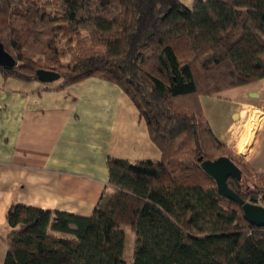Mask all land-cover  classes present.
I'll return each mask as SVG.
<instances>
[{"label": "trees", "instance_id": "trees-1", "mask_svg": "<svg viewBox=\"0 0 264 264\" xmlns=\"http://www.w3.org/2000/svg\"><path fill=\"white\" fill-rule=\"evenodd\" d=\"M0 0V42L17 62L0 73L57 90L90 78L119 86L148 126L160 161L107 163L110 197L92 216L13 205L4 264H264V229L219 195L202 169L227 157L242 171L229 188L256 203L261 185L214 135L202 97L264 80V0ZM69 56V60L63 59Z\"/></svg>", "mask_w": 264, "mask_h": 264}, {"label": "crops", "instance_id": "crops-1", "mask_svg": "<svg viewBox=\"0 0 264 264\" xmlns=\"http://www.w3.org/2000/svg\"><path fill=\"white\" fill-rule=\"evenodd\" d=\"M19 82L0 73V264L13 205L89 217L107 207L110 159L134 165L162 159L116 84L90 78L60 90L61 84L24 90ZM201 106L215 137L264 177V129L257 135L264 80L202 97Z\"/></svg>", "mask_w": 264, "mask_h": 264}, {"label": "water", "instance_id": "water-1", "mask_svg": "<svg viewBox=\"0 0 264 264\" xmlns=\"http://www.w3.org/2000/svg\"><path fill=\"white\" fill-rule=\"evenodd\" d=\"M0 67L12 71L17 67L16 60L6 52L0 42ZM38 81L42 84H51L61 79V75L54 71L40 69L37 71ZM203 171L214 180L220 196L241 207L245 220L254 227L264 229V193L259 203L244 201L238 194L229 188L230 179L240 181L242 171L229 158L221 157L217 160L204 161L201 164Z\"/></svg>", "mask_w": 264, "mask_h": 264}, {"label": "rangeland", "instance_id": "rangeland-1", "mask_svg": "<svg viewBox=\"0 0 264 264\" xmlns=\"http://www.w3.org/2000/svg\"><path fill=\"white\" fill-rule=\"evenodd\" d=\"M193 1L194 0H181L182 4H183V11L185 10H191L192 8V5H193ZM69 56L65 57L63 59L64 62L68 61L69 60ZM18 85H20L22 88L21 89H24V90H32V89H36V88H40L41 86H58L60 84H62V80H59V81H56L54 83H51V84H42L40 82H33L31 84H26V83H17ZM264 118V116H263ZM264 122V120H263ZM264 129V124H263V127L262 129H260L259 133L257 135H259ZM233 153V152H232ZM237 160V163L241 164V166L243 167V164H246L249 166L247 160L244 158V157H240L238 155H236L235 157ZM244 168V167H243ZM244 171H245V174H244V181H243V185L245 184H249L251 187H253L254 185H261V177H259V174L256 173L254 170H251V169H246L244 168ZM259 202L261 201L260 197L258 198ZM248 202H250V200L248 199L247 200ZM124 230H126L127 232V248H126V253H125V256H124V259L122 261V264H132V260H133V256L134 254L137 253V251L140 249V240L137 238V236L135 234H133L131 232V230L128 228V227H123ZM130 230V231H129Z\"/></svg>", "mask_w": 264, "mask_h": 264}, {"label": "flooded vegetation", "instance_id": "flooded-vegetation-1", "mask_svg": "<svg viewBox=\"0 0 264 264\" xmlns=\"http://www.w3.org/2000/svg\"><path fill=\"white\" fill-rule=\"evenodd\" d=\"M252 203V202H251ZM254 203V202H253ZM259 203V201L257 200L256 204Z\"/></svg>", "mask_w": 264, "mask_h": 264}]
</instances>
